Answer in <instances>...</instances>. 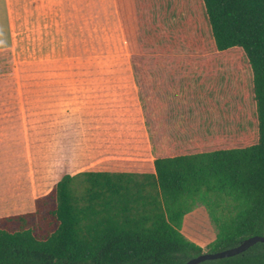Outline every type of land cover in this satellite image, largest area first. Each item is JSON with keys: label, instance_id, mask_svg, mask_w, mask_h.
Masks as SVG:
<instances>
[{"label": "trees", "instance_id": "1", "mask_svg": "<svg viewBox=\"0 0 264 264\" xmlns=\"http://www.w3.org/2000/svg\"><path fill=\"white\" fill-rule=\"evenodd\" d=\"M115 1L155 171L63 176L0 218V264H186L205 251L180 228L207 196L229 207L209 252L264 236V0ZM201 264H264V243Z\"/></svg>", "mask_w": 264, "mask_h": 264}, {"label": "rangeland", "instance_id": "2", "mask_svg": "<svg viewBox=\"0 0 264 264\" xmlns=\"http://www.w3.org/2000/svg\"><path fill=\"white\" fill-rule=\"evenodd\" d=\"M64 35L63 47L49 56L41 43L20 52L17 70L0 69V92H24L18 102L0 97V218L34 212L36 200L67 174L155 171L116 1L67 3ZM14 73L18 82L10 80ZM228 208L214 196L193 199L180 231L211 253L219 233L212 211Z\"/></svg>", "mask_w": 264, "mask_h": 264}, {"label": "crops", "instance_id": "3", "mask_svg": "<svg viewBox=\"0 0 264 264\" xmlns=\"http://www.w3.org/2000/svg\"><path fill=\"white\" fill-rule=\"evenodd\" d=\"M78 1L84 0H0V69L10 65L17 70L22 61L20 52L34 51L41 43L48 56L63 47L67 3ZM10 80L18 82V75L14 73ZM5 93L14 97L15 102L24 97V92L18 89L1 91L0 97ZM0 124H4L1 109ZM19 125L23 127L22 123Z\"/></svg>", "mask_w": 264, "mask_h": 264}, {"label": "water", "instance_id": "4", "mask_svg": "<svg viewBox=\"0 0 264 264\" xmlns=\"http://www.w3.org/2000/svg\"><path fill=\"white\" fill-rule=\"evenodd\" d=\"M258 243H264V236H253L242 241L238 246L215 253H203L190 259L186 264H201L206 261H215L220 259L232 258L245 253Z\"/></svg>", "mask_w": 264, "mask_h": 264}]
</instances>
